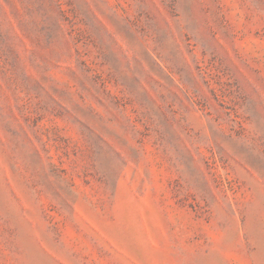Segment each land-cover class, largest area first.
I'll return each mask as SVG.
<instances>
[{
    "label": "rangeland",
    "instance_id": "1",
    "mask_svg": "<svg viewBox=\"0 0 264 264\" xmlns=\"http://www.w3.org/2000/svg\"><path fill=\"white\" fill-rule=\"evenodd\" d=\"M0 264H264V0H0Z\"/></svg>",
    "mask_w": 264,
    "mask_h": 264
}]
</instances>
